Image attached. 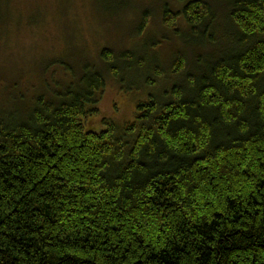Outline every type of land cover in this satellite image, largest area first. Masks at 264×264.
<instances>
[{
	"label": "trees",
	"instance_id": "obj_1",
	"mask_svg": "<svg viewBox=\"0 0 264 264\" xmlns=\"http://www.w3.org/2000/svg\"><path fill=\"white\" fill-rule=\"evenodd\" d=\"M217 1L222 21L206 0L164 4L192 60L165 79L152 64L169 87L132 122L86 131L105 78L63 63L70 82L25 119L0 112V264H264V0ZM98 57L114 80L137 62Z\"/></svg>",
	"mask_w": 264,
	"mask_h": 264
},
{
	"label": "rangeland",
	"instance_id": "obj_2",
	"mask_svg": "<svg viewBox=\"0 0 264 264\" xmlns=\"http://www.w3.org/2000/svg\"><path fill=\"white\" fill-rule=\"evenodd\" d=\"M181 1L188 0H1L0 112L25 119L35 99H49V91L57 92L70 82L71 75L58 66L63 63L72 75H80L87 65L105 78L98 116L85 122L86 131H103L104 121L117 126L132 122L137 103L160 98L169 87V81L150 72L152 64L157 61L160 74L168 72L165 79L171 78V63L178 54L191 63L188 37L178 38L180 33L166 28L162 20L164 4L178 12ZM206 1L222 21L225 6ZM144 12L149 22L142 29ZM175 25L185 34L181 19ZM103 49L115 55L129 51L137 62L116 63L120 74L114 80L98 57Z\"/></svg>",
	"mask_w": 264,
	"mask_h": 264
}]
</instances>
